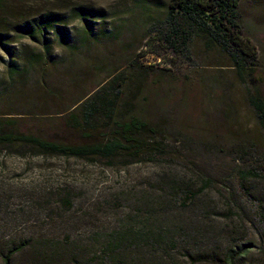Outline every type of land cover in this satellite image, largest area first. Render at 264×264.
Returning a JSON list of instances; mask_svg holds the SVG:
<instances>
[{"label": "rangeland", "instance_id": "rangeland-1", "mask_svg": "<svg viewBox=\"0 0 264 264\" xmlns=\"http://www.w3.org/2000/svg\"><path fill=\"white\" fill-rule=\"evenodd\" d=\"M2 1L0 20L12 21L8 8L16 0ZM168 1L28 0L31 14L86 5L103 17L94 41L83 39V23L71 17L75 47L55 42L57 62L30 68L25 90L0 99V119L47 140L104 144L115 136L111 119L98 113L76 127L69 114L120 77L119 92L104 96H114L113 118L146 121L137 138L160 141L166 153L79 158L0 146V264L11 249L18 250L10 264H230L228 249L245 244L236 264H264L254 200L264 199V181L245 188L238 173L264 153V126L250 102V95L264 100V0L240 3L244 34L258 52L257 68L245 77L201 38L175 53L152 39L149 28L165 17ZM10 39L18 49L41 50L20 34ZM9 59L0 48V79ZM204 179L210 186L183 206V189Z\"/></svg>", "mask_w": 264, "mask_h": 264}, {"label": "trees", "instance_id": "trees-1", "mask_svg": "<svg viewBox=\"0 0 264 264\" xmlns=\"http://www.w3.org/2000/svg\"><path fill=\"white\" fill-rule=\"evenodd\" d=\"M242 0H169L165 17L157 19L149 31L156 32L152 37L158 42H165L175 53L187 51L189 43L194 38H201L210 44L226 52L237 72L245 77L251 76L258 66V52L254 43L244 34L240 3ZM3 1L0 0V3ZM28 0H16L14 6L9 7L12 21L0 20V48H2L9 60L6 62L5 77L0 79V99L9 94H21L26 87L25 76L30 68L39 67L43 71L47 65L55 64L59 53H55L54 43L72 49L75 47L76 37L68 28L71 17L78 18L83 23V39L94 41L97 38V25L103 15L95 7L86 5L75 6L68 13L58 9L36 11L31 14L27 7ZM17 33L30 39L35 46L40 45L41 50L31 45H24L19 49L13 45L10 39L11 33ZM20 54V55H19ZM174 60L169 59L172 65ZM122 76V75H121ZM125 78V77H122ZM114 79L110 84L102 86L92 93L87 99L73 110L69 116L73 125L78 127L91 122L100 113L111 119L116 126L114 137L104 144L71 145L54 140H47L32 133H24L19 129H13L14 124L3 122L0 119V146H10L22 143L32 146L41 154L62 155L79 158H112L119 153H126L134 158H152L166 153L160 141L147 143L137 138V134L149 128V124L138 118L132 117L126 121H117L113 118L115 110L114 96L108 100L110 91L119 92ZM118 84V83H117ZM120 85V84H119ZM116 88V89H115ZM100 100H103L100 101ZM250 102L254 106L260 122L264 126V100L256 95H250ZM9 126H12L11 128ZM239 181L244 187L251 180L264 181V153L258 155L255 164L248 168L238 170ZM202 185L197 189H183L181 202L188 206L204 189L210 186L208 179L202 180ZM246 188V187H245ZM248 194L253 196L250 189ZM259 205L260 216L263 223L262 236L264 237V199L254 196ZM18 249H11L5 255V264H10V257ZM248 250L243 246H231L225 259L230 264H236L238 255Z\"/></svg>", "mask_w": 264, "mask_h": 264}]
</instances>
